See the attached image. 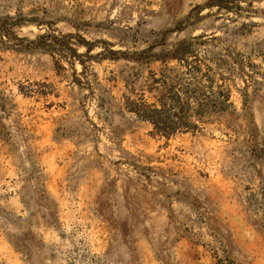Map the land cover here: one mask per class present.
Listing matches in <instances>:
<instances>
[{
    "label": "rangeland",
    "instance_id": "1",
    "mask_svg": "<svg viewBox=\"0 0 264 264\" xmlns=\"http://www.w3.org/2000/svg\"><path fill=\"white\" fill-rule=\"evenodd\" d=\"M206 1L0 0L19 37L72 34L96 55L172 30L167 47L219 37L198 56L243 67L223 71L234 111L166 140L123 108L135 64L88 62L80 88L64 53L0 51V264H264V0Z\"/></svg>",
    "mask_w": 264,
    "mask_h": 264
},
{
    "label": "trees",
    "instance_id": "2",
    "mask_svg": "<svg viewBox=\"0 0 264 264\" xmlns=\"http://www.w3.org/2000/svg\"><path fill=\"white\" fill-rule=\"evenodd\" d=\"M245 1L207 0L195 10L216 8L218 11L225 12L243 11L240 3ZM251 2L248 5H251ZM192 16L189 15L187 20ZM22 24L24 23L16 17L0 16V51L19 53L39 50L51 56L59 55L60 58H62L60 54L64 53V58L71 60L69 64L73 65L77 61L82 68L80 74H77L75 70L72 74V82L80 88L90 86L78 76L84 75L88 62L100 63L108 60L135 64L134 73L122 78L125 88L123 108L136 119L148 123L152 127L151 135L166 140L176 135H195L206 125L235 110L231 101V91L226 84L228 78L224 76L223 71L234 74L232 64L235 63L237 68H240L241 75L243 67L241 68L236 58L227 50L225 54L214 53L207 57H199L197 54V46L205 45L209 40H220L219 37L205 40V35H198L179 40L169 48L167 38L174 31L168 30L161 33L158 40L141 51L105 49L96 55H91L93 46L88 45L83 39L74 43L76 48L70 46L69 39L72 34L56 36L51 32H45L34 39L19 37L15 29ZM181 30L179 27L175 29L177 32ZM80 46L85 48L82 54L77 53ZM154 64H159L160 67L151 69ZM144 68L147 70L145 76L142 75ZM252 82H254L252 84H258L255 79H252ZM39 93L45 96L49 94L46 91ZM242 96L245 106L247 95ZM216 264L231 263L227 259H218Z\"/></svg>",
    "mask_w": 264,
    "mask_h": 264
}]
</instances>
